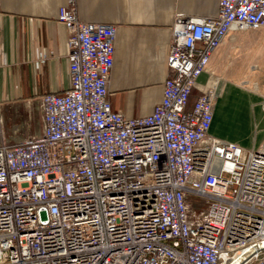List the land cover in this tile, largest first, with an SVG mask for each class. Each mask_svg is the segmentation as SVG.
I'll use <instances>...</instances> for the list:
<instances>
[{
    "label": "built area",
    "instance_id": "built-area-1",
    "mask_svg": "<svg viewBox=\"0 0 264 264\" xmlns=\"http://www.w3.org/2000/svg\"><path fill=\"white\" fill-rule=\"evenodd\" d=\"M56 20L69 86L41 96L37 134L0 138V264H227L263 243L264 144L211 126L220 100L264 121V0L176 13L161 99L137 117L108 97L115 25L79 20L75 0Z\"/></svg>",
    "mask_w": 264,
    "mask_h": 264
},
{
    "label": "crops",
    "instance_id": "crops-1",
    "mask_svg": "<svg viewBox=\"0 0 264 264\" xmlns=\"http://www.w3.org/2000/svg\"><path fill=\"white\" fill-rule=\"evenodd\" d=\"M65 1L0 0V138L4 136L9 142L37 134L41 130V96L61 93L69 86L66 31L56 20ZM218 1L75 0L79 20L115 25L107 83L114 110L126 117L152 111L161 99L162 83L167 76L174 15L214 16ZM203 79L200 76L197 80L191 100L199 92ZM231 106L242 107L245 120L251 122L247 101L220 100L211 126L213 134L228 137L217 128L216 116L221 111L227 116ZM231 138L245 147L251 146V142L243 144Z\"/></svg>",
    "mask_w": 264,
    "mask_h": 264
},
{
    "label": "rangeland",
    "instance_id": "rangeland-1",
    "mask_svg": "<svg viewBox=\"0 0 264 264\" xmlns=\"http://www.w3.org/2000/svg\"><path fill=\"white\" fill-rule=\"evenodd\" d=\"M227 112V116L222 111L216 116L217 128L225 133L227 139L232 140L235 137L237 141L247 144L260 146L264 144V131H260L264 127V121L254 118L250 113L251 122L247 123L243 108L239 106H231ZM228 114L230 116H228ZM225 117H230L224 121Z\"/></svg>",
    "mask_w": 264,
    "mask_h": 264
},
{
    "label": "water",
    "instance_id": "water-1",
    "mask_svg": "<svg viewBox=\"0 0 264 264\" xmlns=\"http://www.w3.org/2000/svg\"><path fill=\"white\" fill-rule=\"evenodd\" d=\"M262 248H264V242L252 243L237 253L227 264H244Z\"/></svg>",
    "mask_w": 264,
    "mask_h": 264
}]
</instances>
